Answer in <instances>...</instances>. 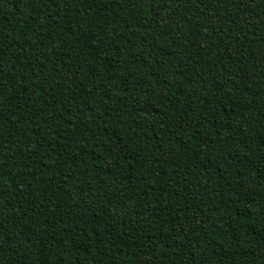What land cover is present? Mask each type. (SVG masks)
Masks as SVG:
<instances>
[{
    "label": "trees",
    "instance_id": "obj_1",
    "mask_svg": "<svg viewBox=\"0 0 264 264\" xmlns=\"http://www.w3.org/2000/svg\"><path fill=\"white\" fill-rule=\"evenodd\" d=\"M0 264H264V0H0Z\"/></svg>",
    "mask_w": 264,
    "mask_h": 264
}]
</instances>
